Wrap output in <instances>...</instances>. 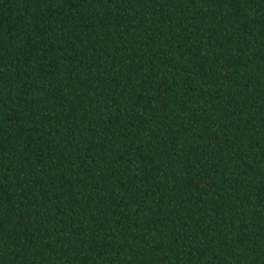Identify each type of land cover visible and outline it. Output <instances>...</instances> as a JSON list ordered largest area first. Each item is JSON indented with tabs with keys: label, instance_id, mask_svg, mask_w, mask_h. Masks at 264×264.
<instances>
[{
	"label": "trees",
	"instance_id": "1",
	"mask_svg": "<svg viewBox=\"0 0 264 264\" xmlns=\"http://www.w3.org/2000/svg\"><path fill=\"white\" fill-rule=\"evenodd\" d=\"M0 264H264V0H0Z\"/></svg>",
	"mask_w": 264,
	"mask_h": 264
}]
</instances>
